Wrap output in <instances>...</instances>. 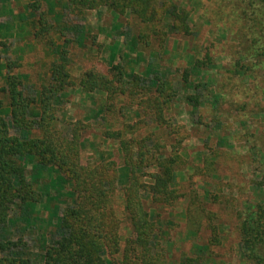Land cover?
<instances>
[{
  "label": "rangeland",
  "instance_id": "374dc122",
  "mask_svg": "<svg viewBox=\"0 0 264 264\" xmlns=\"http://www.w3.org/2000/svg\"><path fill=\"white\" fill-rule=\"evenodd\" d=\"M78 3L0 0V85L8 86L11 76L22 93L32 98L20 124H34L24 129L14 123L6 96L0 118L16 124L11 126V134L38 138L41 133L34 120L40 111L43 85L52 78L49 64L62 65L56 75L62 86L56 101L58 125L66 133L79 120L88 125L81 145L85 163L117 161L121 178L115 181L117 192L112 201L120 213L128 170L118 143L103 131L122 127V120L134 123L135 136L153 134L165 144L157 162L176 157L171 186L186 194L172 204H158L142 191L159 232L157 247L166 254L164 264H181L185 255L199 251L203 264H241L239 212L264 198V185L258 184L259 162L251 147L260 141L264 152V65L254 70L256 79L251 70L236 72L235 51L243 38L234 2L155 0L161 16L147 22L129 11L119 14L103 4L89 9ZM172 6L188 13L185 31H174L173 17L164 11ZM197 60L205 64L198 67ZM115 64L129 77L134 73L142 76L145 89L141 96L145 92L160 94L166 101L165 115L172 122L168 129L158 127L155 117L140 108L139 95L134 100L114 97L116 105L109 113L105 91L82 87L87 68L96 66L111 74ZM155 77L161 85L153 82ZM35 157L24 159L28 195L33 201L15 204L9 228L11 237L26 240L31 264H44L45 245L65 230L58 216L65 206L76 203L77 192L57 165L36 172ZM153 169L158 168H147ZM197 195L201 207L209 210L204 215L215 224L219 243L208 241L209 225L197 230L187 221L188 196ZM24 209L38 217L36 227L22 229L23 222L15 214ZM132 235L129 222L124 221L122 240Z\"/></svg>",
  "mask_w": 264,
  "mask_h": 264
},
{
  "label": "trees",
  "instance_id": "16d2710c",
  "mask_svg": "<svg viewBox=\"0 0 264 264\" xmlns=\"http://www.w3.org/2000/svg\"><path fill=\"white\" fill-rule=\"evenodd\" d=\"M72 1L79 2L78 5L89 9L103 4L119 14L129 11L146 22L161 16L160 7L156 5L155 0ZM232 2L242 21L243 38L235 51L236 72L250 73L247 71L251 70L253 79H256L254 70L264 65V0ZM164 11H168L173 17L174 31H185L188 28V13L185 10L172 6ZM196 63L199 67L205 64V61L197 60ZM60 68L63 66L52 62L50 67L49 64L52 78L43 85L40 93V111L34 121L41 135L35 139H24L10 132L11 126L16 124L24 129L34 124L31 121L20 124V118H25L32 98L22 93L11 80V76H8V86L0 85V107L5 104L6 96L16 123L11 125L0 118V264H31L26 240L23 236H10L9 222L14 219L12 211L15 204L33 201L28 195L31 190L26 178L28 169L24 159L27 156L34 158V155L36 160L33 161V169L36 172L40 171V168L57 165L62 175L72 180L74 191L77 192L76 203L65 206L58 216L60 226L65 230L45 245L44 264H164L166 254L157 247L159 232L144 202L142 191L147 192L151 201L158 204H172L181 195L186 194L171 186L176 157L173 155L157 162L165 144L161 142L160 137L153 134L135 136L134 123L122 120V127L105 129L103 134L118 143L124 167L128 170L127 182L122 185L123 202L120 213L118 206L112 201L117 192L115 181L121 178L117 161L108 159L85 163L81 157V145L84 129L88 125L82 120L74 122L68 133L58 125L56 101L62 86L56 75L60 74ZM142 79L138 73L132 74L131 77L125 75L123 68L115 64L111 74L100 71L96 66L87 68L80 82L85 90H102L109 95V113L116 105L114 97L127 96L134 100L139 95L140 108L155 117L158 127L168 129L172 122L165 115L166 101L160 94L145 92V95L141 96L140 92L145 89ZM153 82L161 85L159 78H153ZM255 83L257 86V82ZM248 97L247 94L246 98ZM256 142L251 147L260 166L257 169L261 178L258 184L263 186L264 152L262 143ZM24 144H29L28 148ZM178 153L176 152V155ZM151 166L158 169L147 170ZM33 176L38 177L34 173ZM146 177L148 179H145ZM201 203L198 195L196 198L188 196L187 221L197 230L207 229L206 225H209L211 232L208 241L211 244L219 243L215 224H210V220H206L208 217L204 215V212L209 210L201 207ZM15 218L23 222L22 229L36 227L39 221L37 216H33L26 209L18 216L15 214ZM238 219L241 264H264V198L253 203L247 210H241ZM124 221L129 222L133 235L122 240ZM202 254L199 251L185 255L181 264H203Z\"/></svg>",
  "mask_w": 264,
  "mask_h": 264
}]
</instances>
